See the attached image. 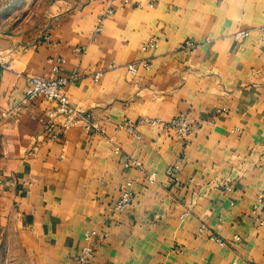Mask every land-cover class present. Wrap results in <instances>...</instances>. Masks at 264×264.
I'll use <instances>...</instances> for the list:
<instances>
[{"label":"crops","instance_id":"0c3cea01","mask_svg":"<svg viewBox=\"0 0 264 264\" xmlns=\"http://www.w3.org/2000/svg\"><path fill=\"white\" fill-rule=\"evenodd\" d=\"M35 1L37 25L0 29V204L36 264H75L87 231L102 236L92 264H264V0ZM58 59L98 130L52 137L55 104L26 99ZM182 113L199 123L183 141L121 127ZM128 182L134 202L114 213Z\"/></svg>","mask_w":264,"mask_h":264},{"label":"built area","instance_id":"2783aa9c","mask_svg":"<svg viewBox=\"0 0 264 264\" xmlns=\"http://www.w3.org/2000/svg\"><path fill=\"white\" fill-rule=\"evenodd\" d=\"M100 28L98 27L97 30ZM251 30H240L234 34L236 40H242L245 37L250 36ZM259 41L264 45V25L258 27ZM155 41H150L144 45L143 49L146 50L149 47L155 46ZM194 44L190 41H186V47L192 48ZM82 48H77L76 51H81ZM63 63V59L57 60V65L54 68V74L50 78L41 77H30L28 78V89L26 90L25 96L27 100H33L37 97H42L47 101H51L55 106L45 111L40 121L44 124V129L52 137L62 135L69 128L76 125H83L86 129L98 130L96 123L90 119V115L84 111L74 107L68 98L65 91V86L68 83V79L64 76L59 75L60 65ZM0 66L3 69H11L10 60L0 53ZM146 68L150 67L149 63H146ZM128 70L135 74L137 72L136 66L129 65ZM99 74L96 75L98 77ZM213 122V120H211ZM149 123L156 126H161L167 132L174 133L178 140H186L190 137L199 127V123L194 119L190 118L187 114L182 113L172 117L169 120H163L160 118L150 119L141 118L139 121L134 123L131 120H126L121 127L125 128L128 132L134 133L135 128L138 124ZM170 173L172 174L174 168H171ZM151 181L154 179V175L149 178ZM135 193L133 185L128 182L122 186L120 195L113 203L111 208L112 212H122L128 209L134 202ZM259 202L264 207V196H259ZM260 224H264V218L260 219ZM86 244L82 247L80 254L78 255L75 264H92L95 259L98 249L96 242L102 236L96 237L92 231H87L84 235ZM97 238V239H96ZM238 238V237H236ZM95 240V241H94Z\"/></svg>","mask_w":264,"mask_h":264},{"label":"rangeland","instance_id":"374dc122","mask_svg":"<svg viewBox=\"0 0 264 264\" xmlns=\"http://www.w3.org/2000/svg\"><path fill=\"white\" fill-rule=\"evenodd\" d=\"M46 5V2L36 3L35 0H0V29H26L37 25L41 18L24 17V14L33 10L43 13ZM0 264H36L34 256L24 246L19 229L10 222L1 204Z\"/></svg>","mask_w":264,"mask_h":264}]
</instances>
